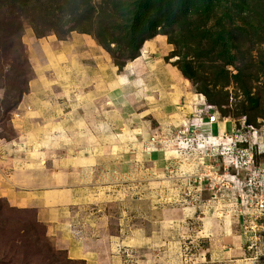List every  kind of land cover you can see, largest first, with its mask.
<instances>
[{"label": "crops", "instance_id": "1", "mask_svg": "<svg viewBox=\"0 0 264 264\" xmlns=\"http://www.w3.org/2000/svg\"><path fill=\"white\" fill-rule=\"evenodd\" d=\"M27 42L38 64L37 76L15 108L20 138L0 141V196L12 207L36 210L56 246L70 259L85 264H125L117 246L121 242L131 246L134 240L132 236L121 238L120 233L128 231L125 228L109 233L108 217L103 213L105 190L124 178L137 185L138 177L154 189L165 183L166 193L171 180L179 184L180 177L198 173V161L180 160L173 145L164 141H171L172 127L178 128L190 117L203 95L186 94L184 107L180 101L185 92L177 79H120L117 73L112 74L115 69L106 62L100 47L83 34L72 35L69 43L51 39L43 44L30 32ZM161 44L162 40L147 41L142 54L156 51ZM54 47L62 49L72 67L77 63L76 74L44 72L38 56ZM106 68H111L108 73H104ZM169 86L173 89L168 93ZM30 106L34 110H28ZM122 124L128 141H120V134L114 132L123 129ZM153 136L158 141H151ZM177 200L171 208L154 207L157 210L147 213L152 223L146 237L133 245L139 251L143 246L151 261L157 251L164 257H183L186 236L197 246L202 243L195 259L210 254L239 264L244 259L255 260L247 259L246 235L235 199L220 200L212 208L216 214L206 216L199 215L200 206H184ZM261 251L264 256V236Z\"/></svg>", "mask_w": 264, "mask_h": 264}, {"label": "rangeland", "instance_id": "2", "mask_svg": "<svg viewBox=\"0 0 264 264\" xmlns=\"http://www.w3.org/2000/svg\"><path fill=\"white\" fill-rule=\"evenodd\" d=\"M18 18L24 25L20 38L15 34ZM30 32L43 44L51 39L69 43L72 35L83 34L100 47L108 59L106 62L115 69L112 74L117 73L120 79L132 80L135 76L153 82L177 79L185 92L180 101L182 106L187 105L186 94H201L203 97L196 101L210 103L222 114L234 118L248 116L253 124H264V0H0L2 142L20 138L15 108L30 92L31 82L37 76L38 64L27 42ZM37 33L42 37L39 38ZM149 40H162L163 44L156 51L143 55L142 49ZM52 50L38 56L46 74L77 73L74 72L77 63L72 67L62 55V49L54 47ZM62 58L67 62L60 65ZM135 63L139 66L131 69ZM23 66L27 71L22 75ZM110 69L106 68L104 73ZM124 85L126 89L129 87ZM169 88L172 87H167L168 93ZM16 89L27 91L19 103L6 112L2 101L6 95L10 98L15 95ZM176 93L180 98V91ZM28 110L34 108L30 106ZM119 117L122 120V114ZM178 128L172 127L169 135L176 138ZM114 132L120 134V141L129 140L126 126ZM151 141L158 140L153 136ZM135 179L137 185L134 180L124 178L105 190L107 206L103 213L108 217L109 233H115L119 228L128 229L124 234L120 233L121 238L132 236L133 245H137L146 237L147 226L152 223L147 213L157 210L154 207L171 208L177 199L184 206H200L203 209L199 215H207V200L194 205L187 203L182 183L171 180L164 193L165 183L161 189H154L143 179ZM220 197L218 200H230L224 194ZM191 222L189 219L190 226ZM238 234L240 231H235V235ZM122 243L117 246V254L125 264H239L210 254L201 259L198 255L195 259V251L202 248V243L197 246L187 236L182 243L184 256L178 259L164 257L157 251L151 261V257L142 251L143 246L139 251L133 245ZM245 249L247 259L255 260L250 259V263L244 259L241 264L264 263L262 252L256 256L247 250L246 243ZM0 264L85 262L70 259L66 251L56 246L47 225L38 220L36 210L12 207L0 196Z\"/></svg>", "mask_w": 264, "mask_h": 264}, {"label": "built area", "instance_id": "3", "mask_svg": "<svg viewBox=\"0 0 264 264\" xmlns=\"http://www.w3.org/2000/svg\"><path fill=\"white\" fill-rule=\"evenodd\" d=\"M193 109L176 138L164 141L180 160L200 163L198 173L178 179L185 187L184 200L194 205L206 199V213L212 215L220 196L231 195L247 250L258 256L264 236V124L222 114L210 103L196 102ZM168 172L173 177L172 168Z\"/></svg>", "mask_w": 264, "mask_h": 264}, {"label": "trees", "instance_id": "4", "mask_svg": "<svg viewBox=\"0 0 264 264\" xmlns=\"http://www.w3.org/2000/svg\"><path fill=\"white\" fill-rule=\"evenodd\" d=\"M11 18L13 19V20H15L16 19V16H11ZM10 18V19H11ZM18 21H19V24L17 25V27H16V29H15V34L17 35V37L18 38H20V35L22 36V31H23V29H24V25L22 26V24L20 23V19L18 18ZM27 23V22H26ZM37 36L40 38V37H42V35L41 34H39V33H37ZM96 38H97V40H98V42L100 43V44H102L101 42V39L99 38V36H96ZM26 64L28 65V61L26 62ZM1 71V73H2V70H0ZM22 72V75L24 74V73H26V67L25 66H23L22 67V70H21ZM184 72H186V73H188V74H190V72L189 71H187V69H184ZM0 88H2V87H0ZM16 90H18L17 91V93L15 94V95H13L11 98L9 97V96H5L4 97V99H3V101H2V108L4 109V108H6V112H8V111H10L12 108H14L18 103H19V101L21 100V98H22V95L27 91L26 89H16ZM247 122L249 123V124H252L254 121H252L248 116H247Z\"/></svg>", "mask_w": 264, "mask_h": 264}]
</instances>
